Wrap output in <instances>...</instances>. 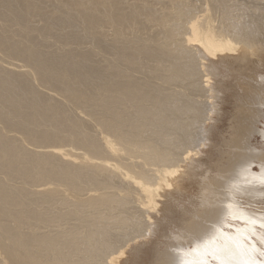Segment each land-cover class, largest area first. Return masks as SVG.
I'll use <instances>...</instances> for the list:
<instances>
[{
  "label": "bare ground",
  "instance_id": "bare-ground-1",
  "mask_svg": "<svg viewBox=\"0 0 264 264\" xmlns=\"http://www.w3.org/2000/svg\"><path fill=\"white\" fill-rule=\"evenodd\" d=\"M263 68L264 0H0V264H140L171 223L155 264H218L200 246L249 227L237 209L264 218L239 202L264 204ZM195 76L205 101L173 103ZM230 96L212 169L201 153ZM151 115L189 131L193 117V144L164 153L141 125Z\"/></svg>",
  "mask_w": 264,
  "mask_h": 264
},
{
  "label": "rangeland",
  "instance_id": "rangeland-1",
  "mask_svg": "<svg viewBox=\"0 0 264 264\" xmlns=\"http://www.w3.org/2000/svg\"><path fill=\"white\" fill-rule=\"evenodd\" d=\"M227 13H229V10H228ZM262 72H264V70ZM148 77H150V76H148ZM226 78H227L226 79L227 80L226 83L228 85H230L232 88H234V90L236 92H238V90L236 88L237 86L235 85L238 80L234 79V74L233 73L227 74ZM194 81H195V83L193 85V88L190 91H188V93H185L182 96H179L177 94H174L173 96H171V97L174 98V102L173 103H178V102H181V101L185 102L186 99H195L196 101H205V97H207V95L203 94L202 92L197 91V89H198L197 86H199L200 80L195 76L194 77ZM182 82L183 81H180V80L178 81V83H180L181 86L186 88L184 85H182ZM173 83H177V82H173ZM241 84H242V82H240V86H241ZM152 85H154V83H152ZM178 86H179V84H178ZM174 88L176 89V91L179 89V87H177V85L174 86ZM184 88H182V89H184ZM149 98L150 99L148 100L147 103L155 104L157 106L158 103L156 102V99L154 98V96L151 95V96H149ZM229 99H232L231 103L229 104V106L225 105V108H224V111L227 112L226 113L227 116H225L223 121L218 122V123L217 122L213 123L215 126H217V129L214 132L215 134H214L213 140H212V142L214 141L213 142V146L211 147V149L206 147L204 149V153L203 152L201 153V154H203L202 155L203 158L208 157L210 160H215L214 162H212V166L210 167L212 169H214V165H219V163H221V162H219V163L217 162L216 163V160H219L220 158H222L221 157V152H223L222 156L224 157V156H226V151H228L226 149V147H227L226 146V144H227L226 141L229 140V134H228L229 133V129H228L229 126H228V124L230 123V120H231L230 119V116H231L230 114H233V111H234L231 108H232V106H235V100H236L232 96H230ZM192 118L193 117H191L189 119L190 122H191L190 124L193 125V126H191V128L195 126L192 123V121H193ZM208 121H209V119H208ZM208 121H206L205 123L206 124H212L211 121H209V122ZM167 122H168V116H164V118H162L161 120H156V116L155 115H151L150 119L148 120V122L142 121L141 125L146 131H150V133H151L153 138L157 139L158 146L161 149H164L163 150L164 153L167 152V148H170V149H173L174 151H176L179 154V153L184 151L185 147H188V146L193 144L191 142L183 143V141L193 138L192 136H194V134L197 133V131H199L198 130V124L194 127V130H193V128L192 129L189 128L190 129V131H189V130H183V128L182 129L179 128V129L175 130V129L171 128L170 126H167L166 125ZM164 124H165L166 128H168V129L161 128V126L164 125ZM254 140L255 141L253 142L252 148H254V153H257V151H259V150H261L263 148V144L257 138V134L255 135ZM252 166H253L252 167L253 171H256L255 169H257V165L253 164ZM198 174H200V173L198 172ZM229 174L225 175L223 177V179L220 182H218V183H220L219 191H220V193L223 191L221 193L223 196L225 194H227V191H228V189L226 187V182L229 179V176H228ZM197 181H198V179H197ZM199 181H200V179H199ZM198 184L200 185V183H198ZM198 184L194 183V184L186 187L187 189L185 191H186L187 194H186V196H184L185 200L182 199V201H181L182 204H185L186 206L191 207V205L189 204L188 201H191V202H196L197 201V198L200 195V190L198 188L199 187ZM247 201L244 198L243 199H239V202H241V206L242 207H244L246 209H249V210H254V211H257V212H262V211H258L257 208L258 207L264 208V204L263 205H260V204L256 205L255 203L251 204L252 201H250V200L248 202ZM175 224H177V223H171V225H167L166 228H164V229L162 228V230L159 231L157 233V235L153 236L152 242L147 244L144 247V250H142L144 252H143V255H141V258H140L141 259L140 260V264H155L157 262V254L155 253L153 255V247H155V245H158L161 248V250H165L167 252H168V250H170V249L166 250L165 247L162 246V245L164 243L168 242V241H169V243L173 242L172 240H173L174 236H177L176 234H178V232L180 231L179 230L180 226L177 229L175 227ZM133 228L134 227H132V225H126V226H123L120 231H121V233L122 232H126L127 234L132 235ZM179 235H180V233H179ZM110 239L114 240V237H111ZM99 240L100 239H98L97 241H99ZM166 244H168V243H166Z\"/></svg>",
  "mask_w": 264,
  "mask_h": 264
},
{
  "label": "snow or ice",
  "instance_id": "snow-or-ice-1",
  "mask_svg": "<svg viewBox=\"0 0 264 264\" xmlns=\"http://www.w3.org/2000/svg\"><path fill=\"white\" fill-rule=\"evenodd\" d=\"M234 218L249 227L236 228L235 235L228 233L223 243L218 244L217 238L213 236L200 247L204 248L206 255L216 259L218 264H264V248L258 247L254 240L257 236L256 228H264V218L257 220L238 209ZM259 239L264 244V236ZM200 264L204 262L201 261Z\"/></svg>",
  "mask_w": 264,
  "mask_h": 264
}]
</instances>
